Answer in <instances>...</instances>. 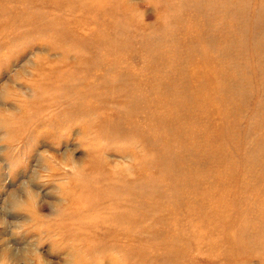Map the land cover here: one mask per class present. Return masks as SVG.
<instances>
[{"label":"rangeland","instance_id":"374dc122","mask_svg":"<svg viewBox=\"0 0 264 264\" xmlns=\"http://www.w3.org/2000/svg\"><path fill=\"white\" fill-rule=\"evenodd\" d=\"M262 179L264 0H0V264H264Z\"/></svg>","mask_w":264,"mask_h":264},{"label":"bare ground","instance_id":"6f19581e","mask_svg":"<svg viewBox=\"0 0 264 264\" xmlns=\"http://www.w3.org/2000/svg\"><path fill=\"white\" fill-rule=\"evenodd\" d=\"M86 1H88V0H86ZM85 3H92V4H90L91 5V7H96V6H100V5H102L103 4V2H85ZM101 30H103V28H100V33L102 32ZM94 39H92V41H94L95 42V46L97 47V48H99V47H101V48H103V49H105V47H107V46H105V45H108L109 47H113L112 45H115V43L114 42H112V41H110L108 38L106 39L104 36H103V34H99V35H96V36H94L93 37ZM112 42V43H111ZM217 170V169H216ZM193 175V174H192ZM197 178V177H196ZM262 180H264V179H262ZM263 203H264V201H263ZM262 203V204H263ZM195 202H188L187 204H183L182 205V208H186V209H188V210H190L189 209V207H192L193 209H194V207H195ZM255 216H256V218H257V221H258V225H264V207L262 206V208L261 209H256V211H255ZM208 217H210V215H207ZM203 222H205V218L203 219V218H200V217H196V219H195V223L197 224V225H199V224H201V223H203ZM251 227H249L247 230L250 232V231H255V227L257 226H253V225H250ZM256 232V231H255ZM232 234V231L230 232V231H226L225 233H223V235H222V237L221 238H227V237H229L230 235ZM218 243H221L220 242V240H217V242H214V244H218Z\"/></svg>","mask_w":264,"mask_h":264}]
</instances>
